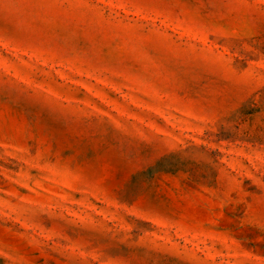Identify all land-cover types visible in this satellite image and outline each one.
Returning a JSON list of instances; mask_svg holds the SVG:
<instances>
[{"label":"rangeland","instance_id":"rangeland-1","mask_svg":"<svg viewBox=\"0 0 264 264\" xmlns=\"http://www.w3.org/2000/svg\"><path fill=\"white\" fill-rule=\"evenodd\" d=\"M0 264H264V0H0Z\"/></svg>","mask_w":264,"mask_h":264}]
</instances>
